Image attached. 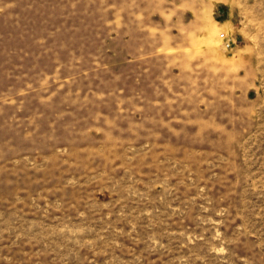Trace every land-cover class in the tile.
I'll use <instances>...</instances> for the list:
<instances>
[{"label": "rangeland", "instance_id": "374dc122", "mask_svg": "<svg viewBox=\"0 0 264 264\" xmlns=\"http://www.w3.org/2000/svg\"><path fill=\"white\" fill-rule=\"evenodd\" d=\"M0 264H264V0H0Z\"/></svg>", "mask_w": 264, "mask_h": 264}]
</instances>
